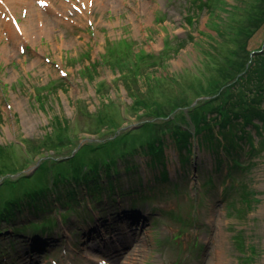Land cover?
Instances as JSON below:
<instances>
[{"label": "rangeland", "instance_id": "rangeland-1", "mask_svg": "<svg viewBox=\"0 0 264 264\" xmlns=\"http://www.w3.org/2000/svg\"><path fill=\"white\" fill-rule=\"evenodd\" d=\"M205 1L201 11H193L189 10L192 0H105L104 8L94 6L83 12L70 8L68 22L48 26L51 36H42L36 43L17 45L0 33V48L8 44L12 54L0 57V160L8 163L7 168L15 164L14 158L22 160L26 150L22 140L31 144L34 158L13 176L35 171L65 176L82 168L83 162L99 161L105 155L103 150H91L94 143L134 130L135 135H127L114 151L129 143L128 159L119 158V173H112L118 188H138L150 196L143 200L117 188L116 194L106 190L104 202L93 203L96 194L89 195L82 183L75 194L79 204L68 210L61 205L58 191H49L45 209L34 208L31 215L42 224L36 234L24 217L27 207L15 223L0 220L3 248L9 249V239L14 237L20 252L16 260L7 258L10 253L0 254V264L1 260L11 264H249L248 257H252L250 264H264V130L257 136L253 129L260 148L243 155V160L253 163L246 176L257 194L251 210L243 215L223 199L225 183L218 174L209 194L205 193V176L213 171V161L206 149L199 148L200 136L191 139L194 154L188 167L182 166L175 145L167 141L169 182L165 184L160 180L164 166L131 149L158 131L152 133L155 120L169 126L176 120L184 130L196 131L197 118L190 114L221 104L227 93L223 85L247 72L248 62L244 63L255 43L248 42L249 33L257 26L247 21V13L254 16L253 3ZM242 6L247 13L239 9ZM21 14L17 23L23 21L24 9ZM262 30L264 25L258 32L261 49ZM121 40L131 43L134 52L144 50L155 56L167 40L171 49L164 62L150 67L149 74L141 72L130 84L124 77L126 70L102 60L110 42L126 53L123 42L116 44ZM261 104L264 107V100ZM57 121L66 132L72 129V145L56 147L63 136ZM71 153L76 154L72 163L51 172L38 168L42 155ZM132 164L137 170H127ZM102 173L106 178L105 168ZM65 214L68 217L63 219ZM191 219L196 220L195 227L186 225ZM242 232L245 251L236 242ZM31 247L37 249L31 252ZM89 251L104 257V262L89 260Z\"/></svg>", "mask_w": 264, "mask_h": 264}, {"label": "trees", "instance_id": "trees-1", "mask_svg": "<svg viewBox=\"0 0 264 264\" xmlns=\"http://www.w3.org/2000/svg\"><path fill=\"white\" fill-rule=\"evenodd\" d=\"M202 1L192 0L193 3L190 5L189 10L201 11L204 5H206V1ZM220 1L221 0H216L217 3ZM251 2L253 3L252 14H254V16H248V11H246L245 6L239 8L244 13H247V21L249 23L254 22L257 24L256 30L249 33L248 42L252 40L255 43L252 49H249L248 59L244 63L245 65L248 62V67L245 69L247 72L243 74L244 76H237L234 80L227 83V85H223V88H226L228 93L224 92L225 96L223 102L217 104L210 110L200 111L198 109V111L194 112L196 115L195 117L194 114H190L191 118H197V120H195L197 122L196 131L194 132L184 130L182 128L183 126L176 120L170 126L163 121L155 120L152 124V133L155 130L158 131L153 133L150 139H144L143 143H138L137 145L139 148H131L135 153L140 151L143 154L150 155L153 164L159 163L164 166L160 174L162 177L160 180L165 184L169 182V172L166 168L167 141L170 140L171 143L175 145V148L181 156L182 166L188 167L191 163L192 155L194 154V144L191 142V139L200 136L198 140L199 148L201 150L206 149L205 153L213 161V171L205 176L204 185L207 186L205 193L209 194L210 188L215 185V179L218 174L219 178H223L222 182L225 183L222 192L223 199L225 202H230V206L236 208L242 215L248 210H251L257 195L252 190L246 176V172L253 163H250V160H243V155L253 154L260 148V144L254 142L253 129L255 128L257 136L261 134V130H264V107L261 104L264 100V48L261 49L262 47L259 46L258 43L260 37L258 32L264 25V0H251ZM263 31L264 30H262V32ZM120 42L126 45V53L123 51L124 48L123 50H119L110 42V46L108 47L109 51L107 53L105 51L103 55L106 56L102 58V60L104 63L108 61L116 63V66L119 67L122 72L126 70L124 77H126V81L130 84L134 81V78L137 79L141 72L144 75L149 74L151 72L149 70L150 67H155L161 62H164L162 59L169 54V50L171 49V44L167 40L164 49L160 54L155 56L144 50L134 52L131 43L125 40L118 41L116 44ZM251 54L252 57L250 58ZM159 58L160 62L158 61ZM249 58L250 61H248ZM129 64H131V67ZM176 80L175 78L174 82H176ZM222 91L220 86L218 92L221 94ZM38 93L41 95L39 90ZM128 110L129 107L126 111ZM250 126L252 127L249 128ZM56 127L59 129L62 128L61 134L63 135L61 137L59 136V140L57 139V141L62 143L58 144L56 147L62 146V148H65V146L72 145V129L68 127L66 132L65 127L59 123V121H57ZM133 132L134 130L130 132L126 131L114 140H109L107 142L106 140H101L94 143L91 150H93V152L103 150L105 155L100 157L99 161L91 160L83 162L82 168L73 169L65 176H62L61 173L43 175L38 173V171H35L31 175L26 173L19 174L16 177L13 176L21 172L24 167L29 166L34 161V158H31V153L33 152L29 151L31 150L30 147H32L31 144L22 140L21 144L26 146V150H23L24 156L22 160L14 158L13 162L15 164L11 168H7L8 163L3 159L0 160V220L6 218L9 222L15 223V220L20 218L22 209L27 207V213H25L24 217L26 220L29 219L31 221L28 223L34 225V232L36 234L38 230H41L42 224H37L36 221H33L31 215L34 208L41 207L43 210L45 209V201L48 197V192L58 191L60 203L67 206L69 210L73 208V205L79 204L75 194L77 192V186L82 183L88 186V192H86L89 195H92V193L96 194V196H92L96 199L93 203L104 202V193H108L109 191V194H116L117 192L118 186L112 172L114 171L116 174L119 173L117 168L119 158L128 159L129 149H127V145L129 143L126 142V147L125 145L122 146L123 151L122 149L120 151H114L120 148V144H124L127 135H135ZM245 145H249V148ZM79 146L80 144L77 145L76 148H79ZM1 148L0 146V155L3 156ZM261 148H264V146H261ZM58 155L57 157L42 155L40 158L43 159L38 165V168H46L48 172H51L54 168H57V166L61 167L63 163H72L76 160V154L71 156L66 154ZM23 164L26 165L23 166ZM102 168L106 170V178L102 173ZM131 169L137 170V166L135 164L128 165L127 170ZM118 189H120L124 195L142 197L143 200L150 198V196L145 193H140L138 188H132V190H126L125 188ZM65 195L69 197L64 199ZM232 214L234 215V213ZM66 217H68V214H65L62 218L66 219ZM51 222H54V220L51 219V221H49L50 225H52ZM194 222H196L194 219L190 221L186 220V225L188 227L194 225L195 227ZM9 242V249H4L3 246L5 247L6 245L3 244L2 246L0 243V254L6 255L10 253V256L7 258L16 260L20 256V252H17V248H19L17 245L18 243L14 237L9 239ZM236 242H239L244 250L247 240L243 232L236 237ZM36 249L37 248L31 247L29 251L33 252ZM246 260L250 264L252 257H248ZM1 263L11 264L9 261L2 262V260Z\"/></svg>", "mask_w": 264, "mask_h": 264}, {"label": "bare ground", "instance_id": "bare-ground-1", "mask_svg": "<svg viewBox=\"0 0 264 264\" xmlns=\"http://www.w3.org/2000/svg\"><path fill=\"white\" fill-rule=\"evenodd\" d=\"M61 3V5H60ZM76 4V5H75ZM94 6L104 8L105 0H0V33L2 37L11 39L17 45L27 41L36 43L42 36L50 37L55 23H67L69 9L88 11ZM24 9L23 21L17 23L18 13ZM72 23V22H71ZM10 57L11 49L6 44L0 48V57ZM63 207L67 208V206ZM89 260L102 263L103 258L99 254L88 252Z\"/></svg>", "mask_w": 264, "mask_h": 264}]
</instances>
